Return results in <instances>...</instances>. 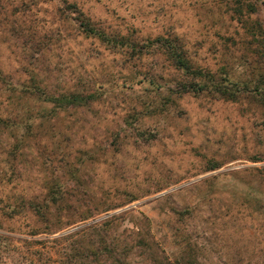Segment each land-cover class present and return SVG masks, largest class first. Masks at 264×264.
<instances>
[{"label":"rangeland","instance_id":"obj_1","mask_svg":"<svg viewBox=\"0 0 264 264\" xmlns=\"http://www.w3.org/2000/svg\"><path fill=\"white\" fill-rule=\"evenodd\" d=\"M165 40L257 81L264 0H0V264H264V92Z\"/></svg>","mask_w":264,"mask_h":264},{"label":"trees","instance_id":"obj_2","mask_svg":"<svg viewBox=\"0 0 264 264\" xmlns=\"http://www.w3.org/2000/svg\"><path fill=\"white\" fill-rule=\"evenodd\" d=\"M174 41L172 40L170 42H167L166 40L163 43H156L155 48L156 50L163 51L169 55V57L174 61V67L177 70H180L182 72H185L186 74H190L193 76V79L199 81L195 86L199 85L200 89H206L207 91L217 94L222 98H231L234 99L236 96L237 92L240 91H252V92H264V74L260 75L259 79L257 81H248V82H243V83H238V82H231L229 84H224L222 82H218L217 79L215 78V75L206 72L201 68L196 67L192 63L190 59L186 56V54L183 52L182 48L179 45H174ZM124 45V44H121ZM163 49V50H162ZM261 52L264 57V41L262 42L261 45ZM141 53V52H139ZM188 88H193L190 86L183 85L182 89L187 90ZM32 93H40L43 94L42 92L33 90ZM23 94V91H17L16 89H11L8 92H5V98L8 101H14L15 99H20V95ZM44 99V98H43ZM78 100L80 103L83 101H88V98H83L80 97L79 95L73 94L69 97L68 105H77ZM44 103V100L42 101ZM16 114L14 110L11 109H4L2 112H0V131H10L14 132L17 128L18 125L16 124ZM32 128L31 125H27L24 127L25 130H30ZM217 166H214L211 168L212 170L217 169ZM113 220V217L111 218ZM111 222V221H110ZM94 227H89L85 230H90L93 229ZM74 235H70L71 238ZM102 243V242H101ZM73 246V245H72ZM71 246V247H72ZM106 246V245H105ZM105 250L108 249V247L104 248ZM132 249V246L130 247ZM158 249V248H157ZM72 250L71 252L74 253L72 257L74 258H80L83 257L84 259H88L91 256L97 257L98 256V251L95 247V242L92 239H89L87 244L85 246H77V249L70 248ZM104 250V251H105ZM82 251V254L80 253ZM113 250H108V254L110 256V264H131V262H120L117 260V258L113 255ZM157 264H171L170 262H156Z\"/></svg>","mask_w":264,"mask_h":264}]
</instances>
